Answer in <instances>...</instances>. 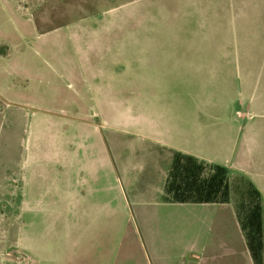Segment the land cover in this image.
Here are the masks:
<instances>
[{"label": "rangeland", "instance_id": "rangeland-1", "mask_svg": "<svg viewBox=\"0 0 264 264\" xmlns=\"http://www.w3.org/2000/svg\"><path fill=\"white\" fill-rule=\"evenodd\" d=\"M235 1L20 0L30 7L40 33L60 26L63 38L44 42L53 59L46 55L31 58L30 54L23 59L26 68L40 74L26 91L27 98L21 92L24 86L17 87L15 99L22 104L0 97V264H236L235 259L244 256L245 238L229 210L219 226L208 224L209 207L159 203L143 184L142 199L134 202L136 190L122 187L115 160L114 207L101 219L103 207L93 201L89 204L79 194L78 167L73 163L75 147L100 149L102 135L109 147L121 145L118 149L123 155L128 153L131 165L138 161L141 155L134 131L139 108L136 92L129 91L136 87L137 68L144 73L183 68L191 72L189 79L196 86L210 75L202 72L203 65L211 67V57L222 51L239 54L243 61L250 49L256 55L253 60L264 63V0H239L259 7L242 16L245 22L249 13L254 14L255 33L250 30V34L256 42L251 47L249 40L254 39L243 38ZM78 33L86 36L79 40L80 46L72 42L78 40L74 38ZM35 41L34 47L41 49V41ZM152 51L164 59V67H136L138 55ZM121 53L127 61L125 71L117 62ZM112 64L122 67L124 74L113 76V91H104L110 123H73V107L67 103L72 85L66 83L68 90H63L52 70L67 66L86 74ZM122 83L123 91L117 90ZM126 90L128 95H123ZM51 111L57 117L48 120ZM120 127L132 131L125 134ZM126 146L129 152L123 149ZM81 157L89 158L87 154ZM231 180L232 203L238 204L239 187L244 184L238 175ZM93 215L98 217L90 229ZM208 225L217 227L211 235ZM90 231L96 237L90 239ZM202 246L205 250L195 257L193 251Z\"/></svg>", "mask_w": 264, "mask_h": 264}, {"label": "crops", "instance_id": "crops-1", "mask_svg": "<svg viewBox=\"0 0 264 264\" xmlns=\"http://www.w3.org/2000/svg\"><path fill=\"white\" fill-rule=\"evenodd\" d=\"M235 2L237 3L234 5L239 8L238 14L241 17V34L244 32L243 38H253L254 40H249L248 45L254 46L256 38L250 34V30L253 34L255 33L252 28L254 14L249 13L245 22L242 21V16L251 9L259 7L254 3H242L239 0ZM29 8L22 5L20 0H0V97L17 105L23 102L15 99L18 98L15 97L17 87L24 86V91L21 92H24L27 98L26 91L34 80L38 81L37 77L40 74L26 68L27 63L23 59H27L29 54L31 58L46 55L53 59L55 55L46 52L44 42L50 38L58 41H61L59 38H63L59 34L60 26L50 32L40 33L33 22ZM84 32L81 31V33ZM81 33L74 37L78 40H72L78 46H80L79 40L86 37ZM34 40L41 41V49L34 47ZM154 52H143L138 55L136 67L157 65L156 67L162 69L161 67H164L162 65L166 63L162 64L164 59L158 58L159 55ZM222 52L223 54L211 57L213 60L211 67L203 65L202 72L210 75L202 77L196 86L193 80L189 79L191 72L183 68L176 67L152 73H144L137 68L136 87L129 91L136 92L139 108L137 127L134 132L138 139L137 152L141 156L136 163H132L133 165L128 153L124 154L127 158L120 153L122 150L118 148L121 145L118 144V148L109 147L102 133L104 146L100 149L91 146L83 151L76 147L73 149L76 151L73 163L78 167L77 171L75 168V184L78 182V192L81 196L87 197L89 204L93 201L103 207L101 219L108 212H112L114 207V160L115 170L120 172L117 178L122 180V187L127 189L126 191L136 190L134 202H140L142 199L140 184H143L157 195V202L170 204L171 202H166L162 198L173 154L178 151L193 155L200 160L225 166L232 176L243 174L248 177L262 194L264 227V63L255 62L253 60L255 54L250 49L249 54H244L243 61L239 60V54L232 56L229 52ZM117 55L119 56L117 62L124 67L125 71L127 61L123 53ZM56 57L60 58L58 55ZM122 70L123 68L118 67L117 64L105 65L98 72H86V74L74 68L71 70L67 66L52 70V73L61 81L58 83L63 90L64 88L68 90L66 83L72 85L71 98L67 100V103L73 107V113L70 115L73 123H110L107 118L109 110L104 91L106 89L113 91L110 85L114 79L113 76H122L124 74ZM122 79L120 78L121 82ZM116 88L123 91V83L118 84ZM146 92L150 93L146 94ZM123 95H128V92ZM63 96L65 100L68 98L64 93ZM60 99H63L62 95ZM51 114H48V120L49 117H57L52 111ZM119 129L125 134H130L129 131H132L127 127ZM111 143L113 145L112 140ZM129 148L123 147L128 152ZM132 149L135 150L136 147ZM84 154H87L89 158L81 157ZM146 171L150 172L147 176ZM139 187L140 190H137ZM179 204H193L196 209L200 207L198 205L209 207L206 212L210 217L206 223L213 222L215 226H219L222 216L226 215L224 212L229 210L236 216L242 231L232 202ZM90 217L92 218L91 229L98 216ZM215 230L217 227L208 225L207 234L211 235ZM89 235L90 239L96 237V232L90 231ZM93 241H95L94 238ZM197 249L198 247L193 251L194 256L200 257V252L205 250V246ZM243 253V258L239 256L235 259L236 264H255L246 239L242 255ZM262 264H264V246Z\"/></svg>", "mask_w": 264, "mask_h": 264}, {"label": "trees", "instance_id": "trees-1", "mask_svg": "<svg viewBox=\"0 0 264 264\" xmlns=\"http://www.w3.org/2000/svg\"><path fill=\"white\" fill-rule=\"evenodd\" d=\"M240 176V200L235 211L255 264H262L264 246L263 198L254 183ZM232 175L227 167L175 151L165 183L163 200L171 203L232 202Z\"/></svg>", "mask_w": 264, "mask_h": 264}]
</instances>
